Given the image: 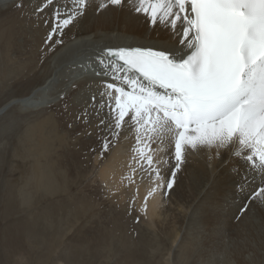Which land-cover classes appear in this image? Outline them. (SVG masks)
<instances>
[{"label": "snow or ice", "instance_id": "1", "mask_svg": "<svg viewBox=\"0 0 264 264\" xmlns=\"http://www.w3.org/2000/svg\"><path fill=\"white\" fill-rule=\"evenodd\" d=\"M89 3L72 0L69 7L38 0L37 19L52 8L43 21L50 27L49 51L63 44L55 37H63ZM125 4L146 26L164 27L169 36L94 52L90 75L96 91L74 119L87 126L97 117L101 159L132 135L123 179L126 186L145 177L151 181L140 209L145 217L149 198L157 192L166 198L173 190L188 150L242 162V175L239 164L232 166L241 175L240 187L259 177L252 198L264 201V0H103L98 8Z\"/></svg>", "mask_w": 264, "mask_h": 264}, {"label": "rangeland", "instance_id": "2", "mask_svg": "<svg viewBox=\"0 0 264 264\" xmlns=\"http://www.w3.org/2000/svg\"><path fill=\"white\" fill-rule=\"evenodd\" d=\"M20 10L16 6L7 11L0 7V106L11 98L27 96L39 86L44 81V62H49L42 54L47 47L42 45V52L33 44L30 18L21 21L26 15L18 14ZM68 36L59 38L64 43ZM69 94L38 108L20 110L13 105L0 115V264L204 262L205 255H196L200 241L191 233L189 236L183 224L174 222L173 212L162 213L160 219L164 214L166 220L161 224L154 219L150 222L147 214L145 217L134 207L130 210L114 202V196L99 180L101 162L108 153L94 164L92 148L99 150L98 139L89 146L84 142L86 147L79 143L88 135L81 134L84 124L74 119L82 108L71 103ZM92 120L94 123L95 117ZM32 125H37L36 129ZM38 135L47 140L42 137L44 143L38 142ZM39 167L51 174L55 184L52 189L38 187L42 181L36 172ZM183 179L185 173L180 172L181 190L188 185ZM158 198L161 212L168 203L161 192ZM177 208L188 211L186 205ZM179 230L173 244V234ZM217 257L212 264L230 262L228 255Z\"/></svg>", "mask_w": 264, "mask_h": 264}, {"label": "bare ground", "instance_id": "3", "mask_svg": "<svg viewBox=\"0 0 264 264\" xmlns=\"http://www.w3.org/2000/svg\"><path fill=\"white\" fill-rule=\"evenodd\" d=\"M71 2L72 0H58L61 6L67 5L70 7ZM102 2L103 0H90L86 14L77 23L65 29L64 35L68 34L71 37L68 36L67 41L57 45L54 51L50 52L46 48L43 52L40 47L45 44V39L50 31V27L44 24L43 21L50 17L52 8L50 7L43 16L37 19L33 15V11L38 0H0V7L4 8L5 11L12 9L18 3L23 4L18 14L26 16H23L21 21H27V16L30 18L32 31L28 34L31 35L33 44L43 52L42 54L45 57L49 58L47 64L44 62V81L39 86L34 87L27 96L14 97L2 104L0 115L13 105L18 106L20 110H25L38 108L52 102L55 103L60 99V96L67 93H70L68 99H71V103L83 109L87 106L90 96L96 91V85L92 83L90 73L92 57L98 48L148 43L149 39L152 42L168 39L169 33L166 28L161 27L152 30L146 26L144 18L134 13L128 4H125L122 8L99 9L98 5ZM20 25L21 23L18 24V27ZM73 83L76 85L75 87H72ZM89 111L91 112V109ZM92 116L95 117L96 121L92 123L93 120L91 119V124L87 126L84 124V128L81 129L82 135L87 136L85 133L88 131L92 134L88 135L87 138L85 137V140L81 139L79 142L80 137L77 140L82 144V147L84 142L89 146L93 145L94 142L96 143L98 139L96 130L92 129V126L95 128L97 124V117L94 114ZM45 119L43 120L45 121ZM39 121H37L38 124L42 120ZM32 127L34 126L32 125ZM35 127L34 129H36ZM42 137L44 138L43 135ZM41 138L39 135L37 136L38 142H41ZM44 139L47 140L46 137ZM42 142L44 143V141ZM133 145L134 139L131 134H128L127 138H121L116 147L108 152V157L103 158L104 160L101 159L104 163L101 162L102 165H98V167H101L99 180L105 184L110 194L114 196L116 204L126 208H129L132 204V207L141 212L144 198L152 187V183L145 177L143 182L138 179L136 184L126 186L128 182L123 177L129 171L128 165ZM36 152L38 151L36 150ZM94 153L92 155L95 157L93 160L95 164L100 159L99 150L96 149ZM209 156H212L213 159H209ZM55 161L57 160L55 159ZM174 164L173 159L171 165ZM233 164H239L242 175L246 166L242 162L234 159L230 160L227 155L215 156L214 151L209 152L204 149L198 151L188 150L185 163L180 170V172L185 173L188 185L182 187L183 190L179 188V172L173 190L166 198L163 196L168 203L164 211L159 212L160 202L158 196L160 197V192L147 200V216L150 222L154 219L163 224L166 218L163 214L160 219L162 213L168 211L169 214H172L173 212L175 214L174 222L179 225L183 224L184 231L187 230L188 235L191 233L194 239L200 241L201 244L198 243L200 245L196 255H205L204 262L199 261L201 264H212L211 261L215 257L218 258L217 255L221 258L228 255L229 264H236V261L241 264H264V201L252 198L254 190L258 188L261 182L259 177H256L255 180H250L249 183L240 187L242 184L241 175L234 173L232 170ZM36 172L42 180L39 182L38 187L52 189L55 186L53 178L47 170L39 167ZM133 197H135L134 203ZM87 200L89 201V199ZM184 205L187 206L188 211H178L177 207ZM245 209L247 210L244 211ZM168 220L169 218L167 222ZM180 232L181 230L174 232L173 244L177 243ZM183 238L185 240V237ZM218 260L220 259H217V262ZM224 262H228V260Z\"/></svg>", "mask_w": 264, "mask_h": 264}]
</instances>
